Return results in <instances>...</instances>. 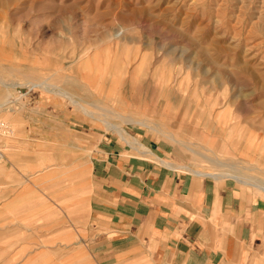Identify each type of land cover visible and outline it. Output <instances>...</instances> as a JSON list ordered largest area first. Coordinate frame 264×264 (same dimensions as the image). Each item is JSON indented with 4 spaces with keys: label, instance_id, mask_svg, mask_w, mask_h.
Returning <instances> with one entry per match:
<instances>
[{
    "label": "rangeland",
    "instance_id": "1",
    "mask_svg": "<svg viewBox=\"0 0 264 264\" xmlns=\"http://www.w3.org/2000/svg\"><path fill=\"white\" fill-rule=\"evenodd\" d=\"M41 91L87 126L138 122L179 166L264 185V0H0V140Z\"/></svg>",
    "mask_w": 264,
    "mask_h": 264
},
{
    "label": "crops",
    "instance_id": "2",
    "mask_svg": "<svg viewBox=\"0 0 264 264\" xmlns=\"http://www.w3.org/2000/svg\"><path fill=\"white\" fill-rule=\"evenodd\" d=\"M28 95L1 139L0 203L23 215L0 233L8 264H264L262 187L180 169L138 122L87 126Z\"/></svg>",
    "mask_w": 264,
    "mask_h": 264
},
{
    "label": "bare ground",
    "instance_id": "3",
    "mask_svg": "<svg viewBox=\"0 0 264 264\" xmlns=\"http://www.w3.org/2000/svg\"><path fill=\"white\" fill-rule=\"evenodd\" d=\"M30 85L34 87V86H37L38 84H36V83H30ZM51 90H54V89L51 88ZM55 91H56V90H55ZM62 94H63V93H62ZM64 94H66V95L68 96L67 93H64ZM69 98H71V99L73 100V102L76 103L77 105H79L80 107L82 106V105L80 104V102H79L76 98L73 97V95L70 96ZM9 102H12V101H9ZM81 109H83V108L81 107ZM85 109H86V108H85ZM83 110H84V109H83ZM85 111H86V110H85ZM91 112H92V111H91ZM91 112H89L90 115H91ZM87 114H88V113H87ZM107 123H108V122H107ZM110 124H111V123H110ZM111 126H113V125H111ZM113 127L115 128V127H117V126H113ZM113 127H112V128H113ZM118 127H119V126H118ZM118 127H117V128H118ZM118 130L121 131V132L124 131V130H122L121 128H118ZM118 130H117V131H118ZM127 138H128V137H127ZM139 146H140V145H139ZM2 148H3V147H2ZM142 148H143V147H142ZM3 153H4V150H3ZM3 159H4V158H3ZM2 161H3V160H2ZM2 161H1V162H2ZM1 162H0V163H1ZM162 163H163V162H162ZM166 164H168V165H172V164L169 163V162H166ZM166 164H165V165H166ZM181 167H182V168H185V169L187 168V169H189V170H191V171L198 172V173H200V174H213V173H209V172H202V171L194 170V169H192V167H190V166H181ZM214 174H219V173H214ZM228 174H229V173H228ZM229 175H230V174H229ZM243 181H245V180H243ZM245 182H246V181H245ZM248 183H249V182H248ZM255 184H256V183H255ZM256 185H258V184H256ZM259 186H260V185H259ZM260 187H262V188L264 189V185H262V186H260Z\"/></svg>",
    "mask_w": 264,
    "mask_h": 264
},
{
    "label": "built area",
    "instance_id": "4",
    "mask_svg": "<svg viewBox=\"0 0 264 264\" xmlns=\"http://www.w3.org/2000/svg\"><path fill=\"white\" fill-rule=\"evenodd\" d=\"M3 158H4V153H3V148H2L1 140H0V162L3 160Z\"/></svg>",
    "mask_w": 264,
    "mask_h": 264
}]
</instances>
